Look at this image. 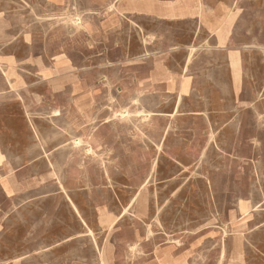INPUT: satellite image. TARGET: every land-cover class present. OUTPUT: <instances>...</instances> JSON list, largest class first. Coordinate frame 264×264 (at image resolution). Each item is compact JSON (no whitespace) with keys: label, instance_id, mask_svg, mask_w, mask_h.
<instances>
[{"label":"rangeland","instance_id":"obj_1","mask_svg":"<svg viewBox=\"0 0 264 264\" xmlns=\"http://www.w3.org/2000/svg\"><path fill=\"white\" fill-rule=\"evenodd\" d=\"M114 2L0 0V64L14 75L9 82L0 71L3 160L48 152L84 215L94 205L116 212L118 224L101 233V244L106 238L116 247L118 264L135 262L143 247L152 256L174 245L187 264H264V0H235L231 23L214 37L191 35L189 23L131 20L114 28L105 20ZM161 56L197 91L175 100L161 99V87L149 90ZM51 68L48 79L70 76L96 89L97 99L77 103L95 117L86 130L109 126L111 148L76 145L83 134L72 112L77 94L44 82ZM149 113L158 116L147 119ZM15 167L19 195L13 204L0 198V264H46L44 254L59 248L77 221L56 178L36 174L50 166ZM136 235L143 241L135 253ZM56 250L48 258H60ZM110 255L104 252L108 264Z\"/></svg>","mask_w":264,"mask_h":264},{"label":"crops","instance_id":"obj_2","mask_svg":"<svg viewBox=\"0 0 264 264\" xmlns=\"http://www.w3.org/2000/svg\"><path fill=\"white\" fill-rule=\"evenodd\" d=\"M116 0L113 7L115 6V10L111 11L108 14V18H105L106 22L110 26H119L121 22L129 23L131 20L137 21H152L161 23V27H170L175 26L182 23H189L191 25V31L193 32L191 35L193 36H203V37H214L217 36L218 32L223 30L227 24L225 22L229 20L231 17V10L234 5L235 0ZM129 1L133 3L129 4ZM209 10V11H208ZM103 27V26H102ZM104 29V28H103ZM108 32V30H106ZM162 53H166L163 51ZM58 64V63H57ZM56 64V65H57ZM64 64V63H62ZM186 64V63H185ZM186 67H189L188 65ZM56 68V67H55ZM60 68V65L57 69ZM176 66L173 62L166 60L165 57L161 56V62H157L153 69H156L155 72L152 73V81L147 83V88L149 90H153L155 87H161V99H165V96L178 100L179 98L185 97V93H192L193 91H197L193 82H189L188 80H184L180 78V75L176 74L173 69ZM185 68V66H184ZM57 71V70H56ZM56 73V72H55ZM54 71L53 68L45 69L44 76L42 80L44 82L52 81L53 83L57 82L58 85H67L69 91L73 94H77L75 103L79 100L87 102H91L94 99H97V92L95 88L90 87L89 83L81 80L75 79L68 76V79H60L62 77H57L54 80L49 78L53 76ZM69 75H72L69 73ZM5 78V77H4ZM60 81V82H59ZM186 83V89L183 88V84ZM236 86L241 87L240 80L236 83ZM77 87L78 90L75 89ZM60 89V87H59ZM96 92V93H95ZM74 103V111L73 116L76 117L78 124V131L82 132V136L80 139L83 141L88 140L87 134L93 135V141L91 142L92 149L98 148H111L110 145L113 142L114 136L107 135L109 133V126L100 125L96 126L94 130H86L87 122H91L94 115H90V118H85L82 116L80 111L78 110L76 104ZM256 110V109H255ZM259 112L258 116H260V110H256ZM95 118V117H94ZM90 119V121H89ZM34 133V140L38 139V132L36 128H32ZM82 129V131H80ZM110 133H113L110 131ZM256 139H254L255 141ZM253 141V142H254ZM85 144V143H84ZM6 146L2 144L0 138V198L3 201L14 203L17 199L18 193L21 190L20 178L18 177V173L16 172L15 165L17 163L25 162L32 164H45L47 167L44 172H37L39 176H45V179L56 178L59 184V190L62 194V197L66 199L68 204V208L70 209L71 214L76 218V228L73 231L74 233L69 237L62 240L61 243H58L59 248H55L52 252H49L46 255V264H101V251L104 247L111 249V255L109 257L110 264H118L117 261L119 259V254L116 251V247L109 241H105L101 244V233L103 231L111 232L116 225L118 224L119 218L116 215V212H111L108 206L103 205H94L91 208V215L87 217L81 210L79 205H76L74 201L71 199L67 189L62 184V178H60L59 173L54 169L53 158H50L48 152L44 151V154H41L37 157L33 155L31 159L29 156L23 158L17 157L15 153L13 154V160H3V157L7 156ZM2 154V155H1ZM17 157V158H16ZM13 164V168L7 167V164ZM6 166V167H5ZM14 171L12 173V171ZM9 172V173H8ZM8 173V174H7ZM71 177L69 180L74 178L73 173H70ZM73 175V176H72ZM53 176V177H51ZM69 199L76 205L78 209V213L74 210L72 204ZM130 207V206H129ZM1 209V208H0ZM102 215H106L112 217L116 220V223L110 228L106 223L102 220ZM85 224H84V222ZM90 231L92 233H90ZM138 234V233H137ZM77 236V238H76ZM135 243L138 244L143 241V237H139L136 235L134 237ZM107 245V246H106ZM131 245V246H132ZM100 246V248H99ZM130 246V248H131ZM56 249H61L63 251L62 256L60 258L50 259L51 255H56L53 251H57ZM142 254H139L132 263V259L126 258L123 264H165V257L167 261H179L182 264L188 263V257L181 252V249L177 248V246H170L161 249L159 253H154L150 256L146 249L143 247ZM143 255V256H142ZM136 257V256H135ZM21 260L17 259L14 262ZM18 264V263H14Z\"/></svg>","mask_w":264,"mask_h":264},{"label":"bare ground","instance_id":"obj_3","mask_svg":"<svg viewBox=\"0 0 264 264\" xmlns=\"http://www.w3.org/2000/svg\"><path fill=\"white\" fill-rule=\"evenodd\" d=\"M124 1V0H123ZM122 1V2H123ZM131 3H133L132 1H129V4H131ZM111 8H113V5H112V7ZM69 11V10H68ZM209 11V10H208ZM65 13V12H64ZM70 13V12H69ZM68 13V14H69ZM76 13H77V11H76ZM83 13V12H82ZM85 14V13H84ZM92 14V13H91ZM38 15V14H37ZM50 15V14H49ZM41 16V15H40ZM39 17V16H38ZM43 18V17H42ZM61 18V17H60ZM90 18V17H89ZM51 19V18H50ZM52 19H55L54 17L52 18ZM42 20V19H41ZM80 20V18H78V20L77 21H79ZM231 19H229L228 21H226L227 23H231ZM79 23V22H78ZM80 27H81V25H80ZM139 27V26H138ZM143 27V26H142ZM70 31V30H69ZM219 33H220V31H219ZM148 34H150V33H148ZM72 35V34H71ZM151 38V37H150ZM223 40H224V38H223V35L222 34H219V41H220V43L222 44L223 43ZM201 41V40H200ZM199 41V42H200ZM254 41V40H253ZM145 43V42H144ZM146 46V45H145ZM198 46V45H197ZM191 47V46H190ZM190 47H189V49H190ZM201 47V46H200ZM248 48V47H247ZM252 48V47H251ZM261 48V47H260ZM263 48V47H262ZM195 48H192V50H194ZM246 49V48H245ZM259 49V48H258ZM249 50V49H248ZM256 50V49H255ZM171 51V50H170ZM173 51V50H172ZM200 52H202V51H200ZM3 53V52H2ZM1 54V53H0ZM11 54V53H10ZM153 54H155V53H153ZM157 54V53H156ZM2 55V54H1ZM4 55V54H3ZM2 55V56H3ZM145 55V54H144ZM257 55V54H256ZM191 56V55H190ZM260 56V55H259ZM263 56H264V54H263ZM140 57H142V56H140ZM144 57V56H143ZM258 57V56H257ZM136 58H138V57H136ZM192 58H194V57H192ZM262 58V57H261ZM190 59V58H189ZM251 59V58H250ZM186 63V62H185ZM189 63H190V61H189ZM192 63V62H191ZM232 67H239V60H238V58L236 57V56H233V58H232ZM187 69V68H186ZM48 70V69H47ZM57 71H59L58 69H56ZM0 71L3 73V75H4V77H5V79L7 80V81H9L10 82V79L12 78V76H14L13 75V73L11 72V67H9L7 70L6 69H4L3 67H2V65L0 64ZM181 75V74H180ZM263 77H264V75H263ZM41 79V78H40ZM39 83V82H38ZM103 84V83H102ZM263 85V84H262ZM30 87H32V86H30ZM93 88V87H92ZM259 89V88H258ZM261 89H263V91H264V88H261ZM120 91V90H119ZM263 91H262V93H263ZM117 92V91H116ZM35 93V92H34ZM39 93V92H38ZM96 93V92H95ZM119 93V92H118ZM120 94V93H119ZM124 95V94H123ZM39 96V95H38ZM43 96V95H42ZM258 96H260L259 94H258ZM263 96V95H262ZM30 97V96H29ZM259 98V97H258ZM40 99V98H39ZM140 99V98H139ZM41 100V99H40ZM133 100V99H132ZM137 100V99H136ZM136 100H134L133 102H132V104L133 105H135V103H136ZM36 102V101H35ZM37 103H38V101H37ZM141 103V102H140ZM76 104V106H77V108H78V110L80 111V113L82 114V116H85V118H90V116H86V114L84 113V111H83V108L82 107H80L79 106V104L76 102L75 103ZM139 104V103H138ZM254 104V103H253ZM24 106V105H23ZM246 106V105H245ZM30 108V107H29ZM232 108V107H231ZM244 108V107H243ZM255 108V107H254ZM25 109V108H24ZM227 109H229V108H227ZM138 110H140V109H138ZM235 111V110H234ZM27 112V111H26ZM139 112V111H138ZM143 112V111H142ZM229 112V111H228ZM236 112V111H235ZM58 113V112H57ZM127 113V115H125ZM144 113V112H143ZM142 113V114H143ZM130 113L126 110V112H122L120 115H121V119L122 120H125L126 118H127V116L129 115ZM238 114V113H237ZM236 114V115H237ZM54 115V114H53ZM57 116V115H56ZM152 116H158V115H152L151 113H149V115H147L146 116V118L147 119H151L152 118ZM206 116V115H205ZM114 117H116L117 119H118V115H116V116H114ZM129 117V116H128ZM131 117V116H130ZM207 117V116H206ZM239 118V117H238ZM115 119V118H114ZM208 119V118H207ZM260 119L262 120V114H260ZM237 120V119H236ZM90 121V120H89ZM110 122H112V121H108L107 123H110ZM139 123V122H138ZM132 124V123H131ZM210 124V123H209ZM238 124H240V123H238ZM132 126V125H131ZM134 126V125H133ZM95 127L96 126H93L92 127V130H94L95 129ZM94 135V133H92V134H90V135H86V136H88L87 138H88V140L85 142V141H82V140H80L79 142H76V145L77 146H80L81 144H88V145H90L91 146V143H90V138L92 137ZM74 139V138H73ZM211 139V138H210ZM150 140V139H149ZM163 140V139H162ZM75 141V140H74ZM254 142H256V143H258V141H254ZM157 147H159V146H157ZM210 147V146H209ZM89 152H92L93 150L92 149H89L88 150ZM99 152V151H98ZM224 153V152H223ZM87 154H88V152H87ZM2 155V154H1ZM205 157H207L206 155H205ZM10 166V165H9ZM6 167V166H5ZM12 171V170H11ZM14 171H12V173H13ZM9 173V172H8ZM7 173V174H8ZM51 177H53V176H51ZM39 184V183H38ZM43 184V183H42ZM64 186V185H63ZM253 189V188H252ZM147 190V189H146ZM140 194V193H139ZM251 198H252V196H251ZM132 200V199H131ZM69 201H70V203L72 204V206H73V208H74V210L78 213V209H77V207H76V205L72 202V200L71 199H69ZM138 201V198L136 197L133 201H131L132 202V204L130 205V207L133 205V204H135L136 202ZM148 202V201H147ZM240 203V202H239ZM145 205H147V203L145 202V203H143L142 204V209L145 211L146 210V206ZM145 206V207H144ZM242 208H245L244 206H242ZM127 209V208H126ZM126 209H124L125 211H126ZM240 210V209H239ZM111 212H112V210H111ZM234 212V211H233ZM245 212V211H244ZM243 214V213H242ZM122 217V216H121ZM72 218V217H71ZM102 220H103V222L104 223H106L107 225H108V227H112L115 223H116V220L115 219H113L112 217H109V216H106V215H102ZM84 222V221H83ZM84 224H85V222H84ZM217 224V223H216ZM157 225H159V224H157ZM218 225V224H217ZM216 225V226H217ZM204 226V225H203ZM220 226V225H219ZM161 227V226H160ZM206 227V226H205ZM240 228V227H239ZM201 229V228H200ZM245 229V228H244ZM186 230V229H185ZM245 231V230H244ZM186 232V231H185ZM184 232V233H185ZM193 232V231H192ZM191 232V233H192ZM90 233H92L91 231H90ZM111 233V232H110ZM225 236V235H224ZM110 237V236H109ZM76 238H77V236H76ZM109 239V238H108ZM61 241V240H60ZM169 241V240H168ZM172 242V241H171ZM174 243V242H173ZM57 244V243H56ZM178 245H179V243H178ZM236 246V249L238 250L239 248H240V243H236L235 244ZM57 246H58V244H57ZM107 246V245H106ZM131 249H132V251L133 252H135L136 253V251L138 252V251H140L141 250V247L138 245V244H134V245H132L131 246ZM130 249V250H131ZM240 250V249H239ZM105 251H109V249L107 248V247H104L103 248V250L101 251V264H108L106 261H105V256H104V252ZM166 258L167 257H165V260H164V263L165 264H180V262L179 261H171V262H169V261H167L166 260ZM6 264V263H5Z\"/></svg>","mask_w":264,"mask_h":264}]
</instances>
